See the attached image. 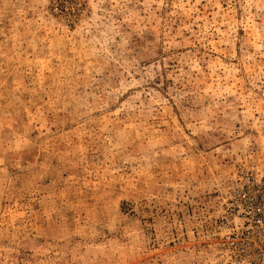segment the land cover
Wrapping results in <instances>:
<instances>
[{
    "label": "rangeland",
    "instance_id": "1",
    "mask_svg": "<svg viewBox=\"0 0 264 264\" xmlns=\"http://www.w3.org/2000/svg\"><path fill=\"white\" fill-rule=\"evenodd\" d=\"M247 176L264 0H0V264H243Z\"/></svg>",
    "mask_w": 264,
    "mask_h": 264
},
{
    "label": "built area",
    "instance_id": "2",
    "mask_svg": "<svg viewBox=\"0 0 264 264\" xmlns=\"http://www.w3.org/2000/svg\"><path fill=\"white\" fill-rule=\"evenodd\" d=\"M252 182L247 176L233 186L230 200L244 211V219L227 239L243 264H264V195L258 188L250 189Z\"/></svg>",
    "mask_w": 264,
    "mask_h": 264
}]
</instances>
